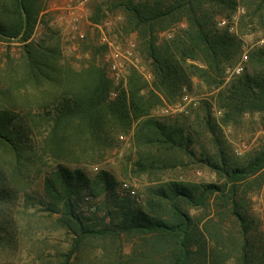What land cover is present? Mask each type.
Instances as JSON below:
<instances>
[{
  "label": "trees",
  "instance_id": "1",
  "mask_svg": "<svg viewBox=\"0 0 264 264\" xmlns=\"http://www.w3.org/2000/svg\"><path fill=\"white\" fill-rule=\"evenodd\" d=\"M36 2L0 0L3 18L0 38L29 40L38 9ZM263 5V0H151L138 5L131 0L123 1L122 11L127 23L138 33L150 68L151 82L135 68H130L127 89L111 98L112 81L96 63L75 73L71 69L63 70L55 82L62 85L58 89L62 94L52 98L53 106L43 114H30L29 119L35 128L40 122L46 126L45 130L37 131L45 132L38 140L39 158L74 157L78 160L84 155L95 158L112 148L114 135L128 131L132 126L134 145L139 154L132 172L145 174L148 182L157 180L153 177L157 170H167L175 163H182V155L194 158L192 137L188 133L185 135L181 126L161 122L149 113L164 101L173 100L192 78L208 86L221 87L225 83L226 68L236 61L241 49L229 21L239 6L246 9L243 16L253 18L260 14ZM219 19L226 23L218 25ZM165 31H170L171 35L160 39L159 34ZM24 52L27 56L23 65L25 79L32 88H38L43 77L49 78L44 69L46 63L33 54L36 51L32 43L25 46ZM249 54L259 72L254 75L244 73L236 83L219 91L220 106L230 112L264 109V46ZM70 72L77 82L74 77L69 80ZM3 112L0 115V144L14 152V171L18 172L23 150L38 153L34 145L19 144L20 136L8 127L11 117L7 111ZM206 162L212 169L223 171L226 177L224 187L176 179L159 185H145L146 209L135 207L132 200L121 199L114 192L119 182L110 172L101 170L90 178L79 169L70 170L62 163H56L44 181L45 191L51 198L44 209L59 213V224L72 234L70 247L60 264H71V257L87 238L108 237L118 241L122 236L128 239L138 237V241L153 247L158 257L155 264H205L206 257H209L208 264H215V256H224L218 239L211 234L205 235L189 213L190 208L206 207L213 194L214 199L221 200L215 207L233 214L235 223L240 226L239 236H233L228 246L237 252L234 264H264V245L250 230L245 210L234 198L235 182L264 165V151L248 165L238 168L225 167L224 160L221 165L210 159ZM83 187L106 194L116 208V216L100 225L83 217L75 202ZM115 251L117 255L113 260L100 264L135 262L124 257L123 251L117 248Z\"/></svg>",
  "mask_w": 264,
  "mask_h": 264
},
{
  "label": "rangeland",
  "instance_id": "2",
  "mask_svg": "<svg viewBox=\"0 0 264 264\" xmlns=\"http://www.w3.org/2000/svg\"><path fill=\"white\" fill-rule=\"evenodd\" d=\"M123 1L126 0H37L31 38L26 42L19 38H0V115L7 111L11 117L8 127L20 136L19 144L34 145L38 153L23 150L21 170L15 172L14 152L0 144V264H60L69 249L72 234L59 224L60 214L44 209L51 201L44 181L58 162L70 170L79 169L90 178L101 170L110 172L119 182L114 192L121 199L132 200L135 207L146 209L145 185H159L176 179L197 184L214 183L222 188L226 183L225 174L221 169L209 167L206 159L219 165L224 160L225 167L238 168L248 165L264 151V109L235 113L222 108L219 101L221 89L236 83L244 73L254 75L259 72L249 53L264 46L263 5L260 14L253 18L243 16L246 9L239 6L229 21L241 49L236 61L226 68L225 83L221 87L208 86L192 78L173 100L164 101L149 113L161 122L181 126L184 134L188 133L193 139L194 158L182 155V163H175L167 170H157L153 176L157 180L148 182L145 174L132 172L139 157L133 126L114 135L112 148L95 158L89 155L80 156L78 160L74 157L39 158L38 140L45 132L37 131L45 130L46 126L40 122L35 128L30 114H43L53 106L52 98L62 94V90H58L62 85L55 82L63 70L82 71L96 63L112 81L111 98L127 89L130 68H135L151 82L138 33L127 23L122 11ZM131 1L138 5L151 0ZM225 23L224 19L218 21V25ZM170 35V31H165L159 37L165 39ZM29 43L34 46L36 52L33 54L37 59L45 61L44 69L49 76L43 77L38 88H32L24 76L23 65L27 57L24 48ZM72 72L68 75L70 81L74 77ZM73 80L77 82L78 79L74 77ZM124 183L129 189L123 187ZM235 189L234 198L245 210L250 230L264 245V165L236 181ZM214 195L206 207L190 208L189 213L205 235L211 234L218 239V246L224 251L225 259L215 256L213 262L234 264L237 252L228 246L233 236H239L240 226L235 223L233 214L215 207L221 200L214 199ZM75 202L78 212L97 225L108 223L116 216V208L107 195L98 194L90 187H83ZM216 232H219L218 236ZM107 238L85 239L71 257V264H100L113 260L117 255L115 248L123 251L127 259L135 261L133 264H155L158 260L156 250L147 242L138 241V237L122 236L118 241ZM206 258L205 264H208L209 257Z\"/></svg>",
  "mask_w": 264,
  "mask_h": 264
},
{
  "label": "built area",
  "instance_id": "3",
  "mask_svg": "<svg viewBox=\"0 0 264 264\" xmlns=\"http://www.w3.org/2000/svg\"><path fill=\"white\" fill-rule=\"evenodd\" d=\"M123 187H125L126 189H129V187L125 183L123 184ZM130 192L133 194L134 193L133 189H131Z\"/></svg>",
  "mask_w": 264,
  "mask_h": 264
}]
</instances>
